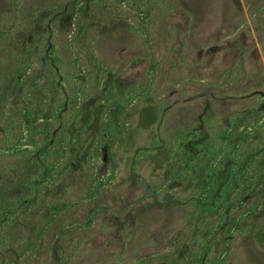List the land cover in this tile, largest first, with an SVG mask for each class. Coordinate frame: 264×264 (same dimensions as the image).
Here are the masks:
<instances>
[{
  "label": "rangeland",
  "instance_id": "obj_1",
  "mask_svg": "<svg viewBox=\"0 0 264 264\" xmlns=\"http://www.w3.org/2000/svg\"><path fill=\"white\" fill-rule=\"evenodd\" d=\"M263 146L264 0H0V264H264Z\"/></svg>",
  "mask_w": 264,
  "mask_h": 264
},
{
  "label": "trees",
  "instance_id": "obj_2",
  "mask_svg": "<svg viewBox=\"0 0 264 264\" xmlns=\"http://www.w3.org/2000/svg\"><path fill=\"white\" fill-rule=\"evenodd\" d=\"M118 109H119V106H112L111 109L109 110L108 113L110 115L109 119L111 120V122H112L113 118H115L118 115V113H117ZM257 134L259 135L261 133L259 131H257ZM259 153H263L264 154V146L261 147L258 151L254 152V153H251L249 159H247V161H246V164L251 163L252 160L259 155Z\"/></svg>",
  "mask_w": 264,
  "mask_h": 264
}]
</instances>
